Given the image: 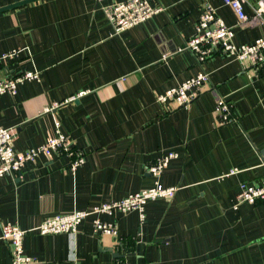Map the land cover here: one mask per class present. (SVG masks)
<instances>
[{
  "label": "crops",
  "instance_id": "1",
  "mask_svg": "<svg viewBox=\"0 0 264 264\" xmlns=\"http://www.w3.org/2000/svg\"><path fill=\"white\" fill-rule=\"evenodd\" d=\"M147 1L164 10L119 35L97 0H40L0 13V78L39 73L0 94V125L17 127L14 148L25 151L54 136L58 120L83 158L73 170L70 157L39 155L21 177H0V232L4 223L28 231L30 264H264V202L233 208L241 183L264 178V62L243 67L216 53L200 67L178 50L205 1L233 26L234 43H252L264 34L252 18L259 0H245L241 26L221 0ZM10 51L18 54L1 59ZM201 68L232 104V122L215 126L208 91L187 107L156 102ZM170 152L175 158L158 178L177 189L170 199L149 200L140 213L99 215L118 239L96 231L94 215L74 235L31 231L48 217L153 186L148 167ZM10 261L0 238V264Z\"/></svg>",
  "mask_w": 264,
  "mask_h": 264
},
{
  "label": "built area",
  "instance_id": "2",
  "mask_svg": "<svg viewBox=\"0 0 264 264\" xmlns=\"http://www.w3.org/2000/svg\"><path fill=\"white\" fill-rule=\"evenodd\" d=\"M97 2L101 5V10L111 26L112 35H119L122 31L143 23L151 16L164 10L160 6L152 7L147 0H124L112 4H105L104 0H97ZM244 2L245 0H221V3L229 7L235 14L236 26L248 22L249 18L243 8ZM252 18L264 23V0L257 1L253 8ZM233 37V26L227 25L217 15L215 9L205 1L201 6L193 36L186 40L178 50L191 52L200 67L206 59L216 53L232 57L243 67H259L264 62V34L250 44L241 45L234 43ZM17 54V51H10L3 54L1 59L12 60ZM38 77L39 73L34 70L26 71L15 77H2L0 78V94H14L19 84L36 80ZM125 80L126 77L121 78L122 82ZM209 83V74L201 68L194 76L184 80L179 86L168 89L162 94H157L155 100L158 104L187 107L202 93L208 91L213 96L215 103V126L220 127L232 122V104L213 87L209 86ZM54 125V136L49 137L43 145L25 151H16L14 148V141L18 134L17 127L0 125V177L11 174L21 177L22 167L27 161H33L39 155H49L50 153L72 158L71 167L73 170L80 165L83 158L81 153L75 149L74 141L69 136L61 133L58 120L54 121ZM173 158H175L174 153H167L165 156L157 158V161L148 167L147 171L154 179L153 186L130 193L122 199L95 205L86 211L75 210L71 213L48 217L31 231H35L40 235L60 233L74 235L80 223L87 217L94 215L93 226L95 230L102 234L113 235L118 239L116 227L111 223L102 222L99 215L131 211L140 213L149 200L157 198L170 199L177 189L163 186L158 182V178L166 169L168 161ZM230 173H233V171ZM259 202H264V178L261 179L259 185L241 183L239 192L235 196L233 208L236 209L243 203L256 204ZM27 233L28 231L13 223L1 225L0 238L8 246L10 264L32 263L33 259L23 251V239Z\"/></svg>",
  "mask_w": 264,
  "mask_h": 264
},
{
  "label": "water",
  "instance_id": "3",
  "mask_svg": "<svg viewBox=\"0 0 264 264\" xmlns=\"http://www.w3.org/2000/svg\"><path fill=\"white\" fill-rule=\"evenodd\" d=\"M37 1H40V0H21V1L6 5L3 7H0V13L21 7V6L29 4V3L37 2Z\"/></svg>",
  "mask_w": 264,
  "mask_h": 264
}]
</instances>
